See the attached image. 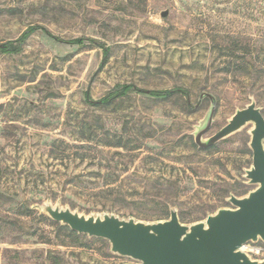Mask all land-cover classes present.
<instances>
[{
  "label": "rangeland",
  "instance_id": "obj_1",
  "mask_svg": "<svg viewBox=\"0 0 264 264\" xmlns=\"http://www.w3.org/2000/svg\"><path fill=\"white\" fill-rule=\"evenodd\" d=\"M30 26L54 37L0 52V264L136 262L73 237L46 203L144 222L175 209L190 224L256 187L253 122L208 148L195 136L213 102L203 140L252 101L264 115V0H0V44ZM123 84L141 92L87 100ZM175 87L188 95L147 92ZM243 249L264 261V240Z\"/></svg>",
  "mask_w": 264,
  "mask_h": 264
},
{
  "label": "water",
  "instance_id": "obj_2",
  "mask_svg": "<svg viewBox=\"0 0 264 264\" xmlns=\"http://www.w3.org/2000/svg\"><path fill=\"white\" fill-rule=\"evenodd\" d=\"M203 96L213 99L210 93ZM214 112L213 102L206 125L195 136L201 148L211 147L247 123H254L250 141L253 160L246 178L256 187L244 196L231 195L229 201L233 207L219 208L205 220L190 224L183 223L175 209L168 219L154 222L126 219L114 213L86 215L52 203H46L43 210L80 234L108 240L111 251L134 259L136 262L132 264H264L243 249L250 241L264 240V115L252 101L238 109L224 127L203 140Z\"/></svg>",
  "mask_w": 264,
  "mask_h": 264
},
{
  "label": "trees",
  "instance_id": "obj_3",
  "mask_svg": "<svg viewBox=\"0 0 264 264\" xmlns=\"http://www.w3.org/2000/svg\"><path fill=\"white\" fill-rule=\"evenodd\" d=\"M39 29H41V31L45 32L47 35L54 37L46 27L30 26L18 38L2 43V45H0V52L3 53L19 52L22 49V44L24 43V41ZM90 41L94 43L96 42L93 41L92 39H90ZM66 42L69 44H77L79 46H84L86 43V39L74 38V39H69ZM100 46L104 48V53L105 55H107L109 53V49L104 45H100ZM131 91L141 92L140 89L135 88V86L132 84H123L97 101L91 100L89 95H87V100L97 106L107 105L112 103L116 98L127 95ZM175 93H182L184 95H188V90L181 87H175L173 89H166V90H151L148 94L152 97L159 98V97H169ZM61 227L68 230L70 235H72L73 237L75 238L80 237V235L76 231L71 230L68 225H63Z\"/></svg>",
  "mask_w": 264,
  "mask_h": 264
}]
</instances>
